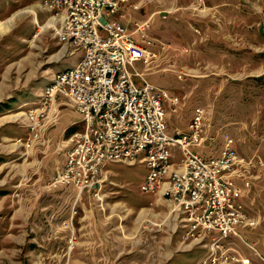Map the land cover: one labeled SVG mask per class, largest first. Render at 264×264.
<instances>
[{"label":"rangeland","instance_id":"rangeland-1","mask_svg":"<svg viewBox=\"0 0 264 264\" xmlns=\"http://www.w3.org/2000/svg\"><path fill=\"white\" fill-rule=\"evenodd\" d=\"M41 1L0 0V22L19 13L0 33V264H264V0H133L142 7L130 12L134 22L150 20L146 33L155 47L148 50L156 53L135 69L181 102L176 113L166 105L170 135L186 132L202 108L215 138L191 152L216 157L228 135L239 155L262 163L241 196L253 225L235 226L237 235L229 233L221 241L226 248L213 253L209 240L219 233L208 235L207 248L184 241L185 229H173L161 196V206L149 208L153 197L140 191L149 174L143 154L132 165L104 167L103 208L86 195L76 201L72 187L51 186L66 163V140L83 128L68 105L60 104L52 124L41 120L30 143H18L29 134L25 111L39 107L53 75L82 56L62 55L54 31L60 16Z\"/></svg>","mask_w":264,"mask_h":264},{"label":"built area","instance_id":"built-area-1","mask_svg":"<svg viewBox=\"0 0 264 264\" xmlns=\"http://www.w3.org/2000/svg\"><path fill=\"white\" fill-rule=\"evenodd\" d=\"M41 2L60 16V26L54 31L64 50L62 55L82 51V56L74 67L53 75L40 95L43 103L39 107L25 111L30 135L23 142L17 139L18 143H30L40 121L52 124L60 104L68 105L83 118V128L66 140V163L55 173L53 188L72 187L77 191L76 201L86 192L103 208L104 167L112 163L132 165L143 154L140 161L149 174L140 191L166 201L174 228L185 229L184 241H196L207 248L204 240L217 232L220 237H211L208 248L212 253L225 249L221 241L229 233L237 235L235 226L253 225L243 213L241 196L249 192V181L257 177L262 163L239 155L228 135L216 157L206 159L191 152L190 148L211 146L215 138L209 134L210 115L202 108L196 109L186 132L170 135L166 105L176 113L181 102L150 86L135 69L137 62L146 65L148 58L156 57L153 49L148 50L155 47L146 33L150 20L136 22L128 29L116 19L124 7L138 12L142 1ZM133 78H139L142 85L137 87ZM215 263L216 258H212L210 264Z\"/></svg>","mask_w":264,"mask_h":264},{"label":"crops","instance_id":"crops-1","mask_svg":"<svg viewBox=\"0 0 264 264\" xmlns=\"http://www.w3.org/2000/svg\"><path fill=\"white\" fill-rule=\"evenodd\" d=\"M131 10L129 9V8H127V7H124L123 8V10H122V12H121V15L119 16V17H117V20L122 24H124L128 29H131V25H132V28H133V24L134 23H136L137 21H133L131 18ZM19 13H14V14H12L11 16H9L8 17V19H6L5 21H3V22H0V33H3V32H6L7 31V29H8V23H11L12 21V19H13V17L15 16V15H18ZM129 22H132V23H129ZM58 57V56H57ZM56 172H57V170H56ZM55 172V173H56ZM74 190V189H73ZM76 191V190H75ZM76 193H77V191H76ZM84 195H86V197L87 198H85V200H89L92 196L90 195V194H88V193H86V192H84V194H82L81 195V197L79 198L80 199V201H82V197L84 196ZM90 196V197H89ZM105 196V195H104ZM157 195L155 194V196L154 195H151V197H153V198H151L150 199V201H149V208L150 209H152V207H158V206H161V204L162 203H160V201H157V197H156ZM103 199H104V197H103ZM92 200H94V201H96V199L94 198V199H92ZM103 204L105 205V206H107V204L104 202V200H103ZM147 206V205H146ZM145 208V206H142V207H140V208H138L137 210H142V209H144ZM147 208V207H146ZM143 211V210H142ZM142 211H141V213H142ZM175 227V226H174ZM173 227V229H175ZM176 230V229H175ZM178 236H181L180 235V232L178 231V233H176ZM193 249V248H192ZM185 252V251H184ZM171 261V260H170Z\"/></svg>","mask_w":264,"mask_h":264}]
</instances>
